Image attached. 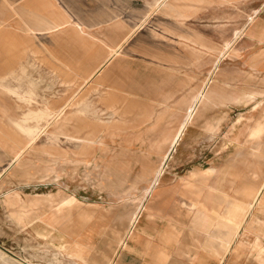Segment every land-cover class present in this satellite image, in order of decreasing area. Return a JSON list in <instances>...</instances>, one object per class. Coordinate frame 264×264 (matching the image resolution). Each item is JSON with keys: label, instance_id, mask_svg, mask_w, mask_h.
Returning a JSON list of instances; mask_svg holds the SVG:
<instances>
[{"label": "rangeland", "instance_id": "1", "mask_svg": "<svg viewBox=\"0 0 264 264\" xmlns=\"http://www.w3.org/2000/svg\"><path fill=\"white\" fill-rule=\"evenodd\" d=\"M57 1L63 33L32 36L11 12L0 26V264H264L243 227L216 257L187 218L202 182L222 199L237 156L241 184L264 180V133L248 135L264 123V0ZM20 63L43 83L37 109L8 93ZM50 100L64 121H47ZM165 133L180 136L158 151Z\"/></svg>", "mask_w": 264, "mask_h": 264}, {"label": "bare ground", "instance_id": "2", "mask_svg": "<svg viewBox=\"0 0 264 264\" xmlns=\"http://www.w3.org/2000/svg\"><path fill=\"white\" fill-rule=\"evenodd\" d=\"M25 1H28V0H14V1L3 0L2 4L0 5V26L7 27L9 25V19H6L5 16L8 15L10 12L13 13L14 17H16V19L19 20V22L21 23L22 27L20 28H28L26 29L27 30L26 32H28L32 36H36V34L47 36V35H54L55 33H63L65 27L73 23L71 15L67 13L60 4H58L57 0H31L32 2H35L38 7L44 9L45 14H41L38 11L34 13L32 10H27L22 5ZM161 1L164 2L165 0H161ZM155 9L156 8L154 7L151 9V11L153 12V10ZM251 17L252 16H250V19ZM28 21H34L35 28H37L36 31H32L30 29L33 27L28 25ZM73 25L77 27V31H78L77 35L85 34V31L83 30V28L85 29V27L83 25H77L75 23ZM248 31L250 35L252 29L250 28ZM132 33L133 32H129V34L124 37H120L119 34L115 33L116 39L113 40V43H114L113 45L115 49H111L110 54L114 52L115 50H117V52L114 53V56L119 55L121 46L128 40V38L132 35ZM155 52L157 53V51ZM62 66L66 68L67 70H69L70 73H72L71 68L68 65L62 63ZM27 69H29V67L23 65V63H20L17 71L13 70V68L12 70L8 71V73L5 76L15 75L16 81L22 82L21 84L19 83L20 88L19 90L17 88L18 92L15 89H11L10 91H8V93L9 92H10L9 94L14 93L16 96L18 95L23 96V97L26 96L25 97L26 100L24 99L25 105L33 106V109H35L36 106L34 105V101L36 100L33 101L32 98L34 95L38 94L37 89H39V91L40 90L42 91L41 87L43 86V83L40 78L32 79L33 76H28L27 73L25 72ZM109 83H112V82L104 83V87H106L109 90L107 94H109L112 91L121 93L118 89H115ZM25 86H27L26 87L27 89L23 90ZM98 86L100 87L102 85L96 82V87L93 89L96 91V93H102L100 90L97 89ZM28 90L30 91L26 92ZM48 91H49L48 93L52 92V90H48ZM51 95H53V93H51ZM128 95L129 96L131 95L134 98L137 97V95L134 93L133 94L129 93ZM36 96H34L35 97L34 99H36ZM202 96L203 95L200 94L196 102H200L202 99ZM52 97H49V98H52ZM38 99H40V97ZM146 100L152 102V100L148 97L146 98ZM44 103L45 104L43 108L46 109L45 113H46V117H48L47 121L59 115H61V118L57 119L56 121H60V120L64 121L65 119L64 111L65 110L55 112L54 107H53V102L51 100L47 101V103L46 102ZM46 104H49V106H45ZM88 107L89 106H87L86 108ZM38 108L39 110L41 109L40 107ZM119 115L120 114H118V116ZM98 121L99 120H97V122ZM263 133H264V123L263 122L256 124L255 126H253L252 128L248 130V135L252 139H256L260 137ZM62 135H64L66 138H69V136L66 134H62ZM39 136L38 135L35 136L32 141L34 142ZM179 136H180V133H174V134L165 133L162 136L157 138V142H155L156 144L154 145V147L157 148L158 151L160 149L170 147L177 141ZM89 140H91L90 137L89 138L86 137V139H84V141L86 142L87 141L89 142ZM238 160H239V156L235 157L232 160V162H230V164H228L225 168H223L219 172L222 175V177L226 179L228 182L226 186V191L222 195L223 196L222 199L218 203L213 204L211 197L212 195H215V193L212 194L214 191L209 185V183L202 182V185H201L203 188L202 194H201L202 201L199 200L200 196L197 195L196 200L192 202L190 206V208L192 209L191 211L189 210L190 211L189 217H187L188 219H190V227L194 232L195 246H198L203 251L208 252L216 257H218L219 254L224 253L228 250L231 241L233 240L235 235H237L240 227H243L244 233L245 232L251 233L253 236V239L249 244V249H250L251 254H257V256L259 254V257H260L261 253H263V256H264V242L262 241V237H264V192H263L264 180L260 181L257 184H252V185L250 184L249 186L241 184L240 180L242 179H241V176L238 175V171H237L236 161L238 162ZM211 174L212 172H209V171L206 172V175L211 176ZM190 195L193 196L194 192L190 193ZM240 197L243 199H240ZM144 216L149 217V214L144 213ZM132 233L134 236L140 239H143L148 235V233L143 227L135 228ZM168 255H169V251H167V260H168ZM164 260H162L161 262L162 264H166ZM80 264H85V262H81Z\"/></svg>", "mask_w": 264, "mask_h": 264}]
</instances>
